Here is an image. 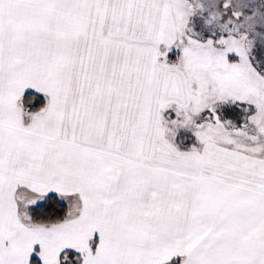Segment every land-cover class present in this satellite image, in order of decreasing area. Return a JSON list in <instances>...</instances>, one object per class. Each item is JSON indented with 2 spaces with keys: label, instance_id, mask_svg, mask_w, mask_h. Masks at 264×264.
Returning <instances> with one entry per match:
<instances>
[{
  "label": "snow or ice",
  "instance_id": "obj_1",
  "mask_svg": "<svg viewBox=\"0 0 264 264\" xmlns=\"http://www.w3.org/2000/svg\"><path fill=\"white\" fill-rule=\"evenodd\" d=\"M0 264H264V0H0Z\"/></svg>",
  "mask_w": 264,
  "mask_h": 264
}]
</instances>
